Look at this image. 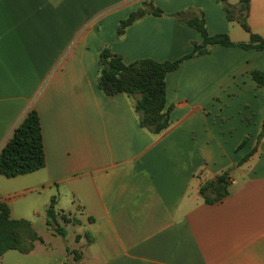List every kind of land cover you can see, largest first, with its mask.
<instances>
[{"label":"crops","instance_id":"crops-1","mask_svg":"<svg viewBox=\"0 0 264 264\" xmlns=\"http://www.w3.org/2000/svg\"><path fill=\"white\" fill-rule=\"evenodd\" d=\"M144 3L162 15L118 36ZM225 6L239 2L0 0V149L34 109L45 159L39 171L6 179L18 193L39 172V185L60 186L55 211L86 229L73 264H264V86L250 75L264 73V50L215 46L181 62L165 78L170 126L159 135L138 126L130 98L96 85L105 48L126 64L189 54L201 38L178 12L202 16L210 36L248 43ZM246 24L264 39V0H249ZM225 172L228 195L206 204L201 187ZM7 185L0 179V191ZM41 243L6 252L0 264H52Z\"/></svg>","mask_w":264,"mask_h":264},{"label":"trees","instance_id":"trees-1","mask_svg":"<svg viewBox=\"0 0 264 264\" xmlns=\"http://www.w3.org/2000/svg\"><path fill=\"white\" fill-rule=\"evenodd\" d=\"M238 2L239 6L235 11L225 6L224 12L229 21L236 20L240 27L249 34L248 43L234 44L226 34L210 36L206 31L202 16L185 19L184 13L178 12L174 16L195 30L201 38L199 44L192 45L189 54L172 62L144 59L126 64L120 56L105 48L97 58L96 85L98 90L108 97L123 94L130 98L137 114L138 126L153 135L161 134L170 126L169 109L165 106V78L168 73L176 70L181 62L205 55L210 48L215 46L264 50V39L252 34L246 24L249 0H238ZM147 15L160 16L162 12L144 3L142 8L131 13L119 23L117 35L120 36L126 27ZM250 75L258 86H264V73L252 71ZM262 137H264V120H262L258 141ZM246 159L247 157L240 163L245 162ZM44 165L39 118L36 111L30 109L0 149V175L11 179L39 171L44 168ZM227 186V173L225 172L216 180L202 186L200 195L206 204L217 203L228 195ZM207 192L212 196L207 195ZM54 206L55 200L52 198L46 210L45 224L57 235L65 237L66 230L58 225ZM72 223L76 224V221ZM37 242H40V238L32 230L30 223L26 220H12L8 206L0 202V258L8 251L27 254L33 250Z\"/></svg>","mask_w":264,"mask_h":264},{"label":"rangeland","instance_id":"rangeland-1","mask_svg":"<svg viewBox=\"0 0 264 264\" xmlns=\"http://www.w3.org/2000/svg\"><path fill=\"white\" fill-rule=\"evenodd\" d=\"M38 175L40 172L33 176H27L26 179H30L33 189L24 193H18L19 187L14 185L16 180H7L1 177L0 179L8 185L0 191V196H4L10 204L12 216L15 219L26 220L30 223L32 230L42 242L39 246L40 249L49 254L52 264H73V259L76 256L74 255L73 258L72 254L81 251L82 246L85 245L84 240L79 242V238L83 236L86 229L83 225L73 224L72 218L57 211L56 221L60 227L66 230L65 237L57 235L46 226V210L52 198L56 199L55 210L60 209V186L39 185L41 180L35 178ZM40 242L37 243L40 244ZM13 253L19 257L16 252ZM2 264L6 263L2 262Z\"/></svg>","mask_w":264,"mask_h":264}]
</instances>
